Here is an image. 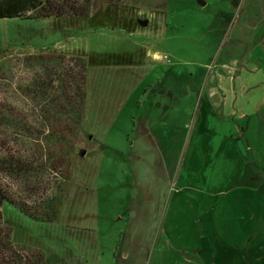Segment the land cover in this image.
Returning <instances> with one entry per match:
<instances>
[{"label": "rangeland", "instance_id": "374dc122", "mask_svg": "<svg viewBox=\"0 0 264 264\" xmlns=\"http://www.w3.org/2000/svg\"><path fill=\"white\" fill-rule=\"evenodd\" d=\"M201 1L104 5L87 20L0 19V62H11L0 71V103L32 129L36 100L17 87L39 69L24 57L60 52L87 62L85 116L62 155L71 176L59 215L35 221L9 211L16 227L0 220L1 264H36V254L46 264H264V0ZM153 31L155 62L139 48ZM239 67L250 78L236 85L239 97L263 91L261 105L227 121ZM226 81L233 95L224 103ZM158 98L172 104L154 124V143L146 114L164 107ZM44 144L41 134L0 125V160L27 165L26 176L0 181L30 205L63 184L51 164L57 149Z\"/></svg>", "mask_w": 264, "mask_h": 264}, {"label": "trees", "instance_id": "16d2710c", "mask_svg": "<svg viewBox=\"0 0 264 264\" xmlns=\"http://www.w3.org/2000/svg\"><path fill=\"white\" fill-rule=\"evenodd\" d=\"M112 4H130L149 10H160L167 5V0H0V19L54 18L60 20L74 18L87 20L102 6ZM24 60L27 65L39 69V76L37 75L30 81H24L17 87L30 99L36 100L38 109L35 121L38 125H34L32 129L28 125L27 118L18 108L16 109L11 104L1 103L0 125L6 124L23 133L34 132L38 136L41 134V140L47 142V146L44 145L49 152H52L55 146L58 153L56 152L54 159H51V164L63 178V184L57 187L54 196L37 205H30L12 196L0 181V220L11 223L14 228L16 227L14 221L17 217L12 218L9 211L19 217L35 221H54L58 217L71 176L70 159H62V155L68 153L64 151V147L72 143L77 124L83 121L87 94V62L83 56L44 52L25 56ZM9 61V59H4L0 62V71L6 70L11 65ZM51 156L53 157V155H48L50 158ZM26 166L24 161L19 162L5 157L0 160V176L2 174L26 176ZM3 240L5 238L0 237V249L8 246ZM36 257L34 263L46 264L39 254H36ZM12 262L17 264L15 260Z\"/></svg>", "mask_w": 264, "mask_h": 264}, {"label": "crops", "instance_id": "0c3cea01", "mask_svg": "<svg viewBox=\"0 0 264 264\" xmlns=\"http://www.w3.org/2000/svg\"><path fill=\"white\" fill-rule=\"evenodd\" d=\"M151 15L153 16V19H155V15L158 13V12H155V11H150ZM158 19H160V16L157 17ZM159 28V27H158ZM160 31H153L152 33V37H151V40H146L139 48L140 49H143L144 47L145 48H148L147 51L145 52V56L146 57H151L153 59V61L155 62L159 57H160V51H159V46H156L155 44L151 45L150 42L151 41H154V40H159L160 38V35L159 34ZM132 35H136V36H139L140 33L137 32V33H133ZM126 36V35H123L122 36V40H123V37ZM160 41V40H159ZM135 48V46H134ZM152 48H155L156 50L155 51H152ZM161 50V48H160ZM239 80L236 82V80L234 79V89H235V95H234V102L232 103V106L229 105V104H226L227 106V111H228V114L229 115H232V116H228V120H231L230 117L233 118V121H236V118L235 116H237V119H245L246 117H249V113H248V106H250L251 108V111L253 110H256L259 108V106L261 105L260 104V100H261V94L263 93V91L261 92L260 90L259 91H254V93H252L250 96L253 97V100L251 102H248L246 101L245 97H239L238 95V91L236 89V85L239 84L240 80L242 81H245V82H248L250 78L247 77V70L245 67H239ZM224 89H225V93H224V100L222 102L225 103V99H226V96L227 94L229 96H232L233 93L231 92V89H230V83L229 81H226L224 83H222ZM255 86H253L254 88ZM215 93V89L210 91L209 92V95L211 96V98H216V95L214 94ZM154 95H157V94H154ZM164 95H168L170 98L172 96V93L170 92H167L165 91L164 92ZM158 96V95H157ZM258 96V97H256ZM221 101V100H220ZM238 102V104H237ZM158 103L162 104L164 107L162 109H159V110H154V111H148L147 114H146V117H147V120L149 118L153 119L149 125H148V128L145 129L148 131V137L150 138V140L154 143H157L158 142V137L154 134V131H158L156 129V127L154 126V124H157V125H160L162 123H159L158 120H159V117L162 116L163 118L164 117H167V113L168 112H171V111H168L171 107V100H167V102H165L162 99H159L158 98ZM251 104V105H250ZM168 108L167 112L165 113V109ZM186 123V121H185ZM163 132H167L166 129L163 130ZM174 136V138H176L177 136V131H176V135H174V131H168V134H165V137L169 136V138L171 139V136ZM189 143V141H188ZM187 148L188 147H191V146H186ZM182 148V146H181ZM125 246V244L122 245V247ZM124 258H128V253H126L125 255H122Z\"/></svg>", "mask_w": 264, "mask_h": 264}, {"label": "water", "instance_id": "95a60500", "mask_svg": "<svg viewBox=\"0 0 264 264\" xmlns=\"http://www.w3.org/2000/svg\"><path fill=\"white\" fill-rule=\"evenodd\" d=\"M200 2H201L202 4H204L203 1L200 0ZM139 23L142 24V25H147V23H148V19L139 20Z\"/></svg>", "mask_w": 264, "mask_h": 264}]
</instances>
